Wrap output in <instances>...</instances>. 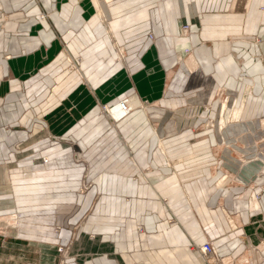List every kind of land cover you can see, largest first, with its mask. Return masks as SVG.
<instances>
[{"label": "crops", "instance_id": "crops-1", "mask_svg": "<svg viewBox=\"0 0 264 264\" xmlns=\"http://www.w3.org/2000/svg\"><path fill=\"white\" fill-rule=\"evenodd\" d=\"M100 7L112 37L89 0H0V211L59 216L78 204L70 220L96 236L79 242L90 244L83 264H207L190 246L209 239L224 255L264 264V192L252 211V188L216 185L228 172L264 186V164L251 160L264 146V0ZM222 86L239 109L219 131L206 121L218 118ZM132 96L148 109L108 116L113 123L102 114ZM46 133L85 153L88 194H76L72 146L48 144ZM41 156H62L63 166L44 168ZM228 215L261 248L243 244Z\"/></svg>", "mask_w": 264, "mask_h": 264}, {"label": "rangeland", "instance_id": "rangeland-1", "mask_svg": "<svg viewBox=\"0 0 264 264\" xmlns=\"http://www.w3.org/2000/svg\"><path fill=\"white\" fill-rule=\"evenodd\" d=\"M94 12L98 14L100 21L105 25L108 33L112 37V30H110V22H107L104 18L100 7V0H89ZM112 0H106L107 3L111 2ZM98 11V12H97ZM44 15V16H43ZM44 17V18H43ZM48 14L42 13L40 14V18L47 19ZM25 18H28L25 16ZM107 19V18H106ZM109 25V26H108ZM183 25L182 33L189 34L185 30V26ZM3 26V22H0V27ZM190 26V25H188ZM111 31V32H110ZM249 41H254V39H248ZM120 48L121 52H119V56L123 59L125 56L124 50L122 47L115 45V49ZM189 50L186 48L185 51ZM117 49L115 51L116 59L117 57ZM190 52V50H189ZM186 57V56H185ZM118 60V59H117ZM183 60H181L182 62ZM69 68L71 70H78L77 63L72 58H68ZM240 65L243 66L242 60H240ZM243 77L242 75L239 77L241 80ZM252 89V88H251ZM136 96H132L130 99ZM129 99V100H130ZM136 100L138 98L136 97ZM140 101V100H139ZM216 102L219 106V115L217 119H208L206 124L210 127H216L219 131H223L228 124L232 122H237L238 119L236 118L237 109H239L238 102L236 98H233L229 93L225 86L219 87L216 92ZM226 105L224 111L227 120L224 128L221 129V120L224 117L223 109L221 111V106ZM228 105V106H227ZM107 105L102 106L101 111L102 114L113 123L112 118H108V113H106V109L104 108ZM115 106V105H114ZM118 106H122L118 104ZM113 107V106H107ZM134 109L133 107L131 110ZM140 109V108H139ZM144 110L148 108L144 107ZM211 108H207L210 110ZM105 111V112H104ZM130 112V111H129ZM108 114V115H107ZM260 126L264 129V117L259 120ZM46 140V143L52 144H62L68 141V146H72L70 149L69 159L71 164L76 167V169H81V181L78 190L76 191L77 196H84L88 194V192L95 186V182L92 178V172L89 168V163L87 162L86 155L83 151L76 148V142H69V140H64L60 136H53L49 133L45 134L43 137ZM42 138V139H43ZM71 148V147H70ZM69 152V151H68ZM61 157L56 158H49L47 156H41V160L44 164V168H57L63 165L61 162ZM68 159V158H67ZM260 160L264 164V146H262L251 160ZM247 162V160H243ZM250 161V160H249ZM52 162V165L50 163ZM53 163L55 165H53ZM52 166V167H50ZM78 167V168H77ZM140 172L143 174L151 170V168H146L144 170L138 168ZM225 175L222 177V181L219 180L217 182V189L225 190L234 186H240L245 188H252L253 191L248 198V202L250 204V209L252 211H256L260 209V205L257 208L252 209L251 202L256 200L259 203L261 192H264V186H258L256 183L246 184L239 180V176L236 174H230L228 172H224ZM90 174V175H89ZM0 177H3V173L0 171ZM1 184V183H0ZM4 185V184H3ZM4 186L0 187V192L3 190ZM259 187L260 192H257L255 189ZM6 190V189H4ZM5 193V192H4ZM1 197L3 195L0 194V202ZM12 202L15 205V200H10L9 203ZM10 205V204H8ZM1 206V205H0ZM6 206V205H4ZM2 207V206H1ZM6 208V207H4ZM13 209H7L6 211H0V264H83L86 257L91 255L90 251L87 250V243H84L85 246H81L79 242L82 240V236L85 237L83 240H90L91 242L95 239V235H88L86 239V235L83 230V225L85 220L75 224L74 221H71L72 217L75 213L79 210V205H74L73 209L66 213H61L59 216L56 215H33V214H26L15 207ZM58 217V218H57ZM228 220L233 225V230L239 231L241 238V242L243 244L249 245L248 247L257 250L261 247H257V244L252 242L251 237L243 232L242 227L239 225L234 224L233 216L228 215ZM52 220V221H51ZM264 221V218H263ZM171 223L175 222V219L170 220ZM85 235V236H84ZM264 241V239H262ZM208 242L212 243L214 246V256L210 260L208 257L202 252L200 245L192 244L191 250L193 252H199L201 257L206 261L207 264H256V261L251 260L247 256L236 255L233 256L231 254L224 255L223 252L218 251V248L213 243V240H208ZM23 243V244H22ZM96 253V247H93ZM196 250V251H195ZM223 250V248H222ZM97 254V253H96ZM208 259V260H207Z\"/></svg>", "mask_w": 264, "mask_h": 264}, {"label": "bare ground", "instance_id": "bare-ground-1", "mask_svg": "<svg viewBox=\"0 0 264 264\" xmlns=\"http://www.w3.org/2000/svg\"><path fill=\"white\" fill-rule=\"evenodd\" d=\"M44 16V15H43ZM44 18V17H43ZM111 30V29H110ZM111 32V31H110ZM117 49V48H116ZM119 52H121V50H120V48L119 49H117V59H118V61H122V58L119 56ZM129 103V108L131 109L132 107L133 108H140V109H143L144 107H143V105H142V103L139 101V100H136V97H134V98H132V99H130V101L128 102ZM224 106H226V105H224ZM223 106V107H224ZM226 108V107H225ZM130 110H128L127 111V109H124L122 106H117V107H115V108H109L108 107V111L106 112V113H108L107 115L108 116H112L113 117V119H114V121H117V120H119V119H121V118H123L128 112H129ZM105 112V111H104ZM221 122V129H223L224 128V126H225V124H226V122H225V120H224V118H222V120L220 121ZM201 250H202V248H201Z\"/></svg>", "mask_w": 264, "mask_h": 264}, {"label": "built area", "instance_id": "built-area-1", "mask_svg": "<svg viewBox=\"0 0 264 264\" xmlns=\"http://www.w3.org/2000/svg\"><path fill=\"white\" fill-rule=\"evenodd\" d=\"M189 29H190V26L186 25V26H185V30H186V32H188ZM117 49H119V48H117ZM188 51H189V50H188ZM120 62H121V63H124V62H125V56L123 57L122 61H120ZM129 99H130V98H126L125 100H123L122 102L119 103V104L122 105V107H123L124 109H127V111H128V110H131V109L129 108V103H128ZM141 103H142L143 107H147V105L149 104V103L146 102V101L141 102ZM104 108L106 109V111H108V107H107V106H105ZM202 252L208 257L209 260H210L211 258H213L214 253H215V252H214V246H213V244L207 241L204 245H202ZM208 259H207V260H208Z\"/></svg>", "mask_w": 264, "mask_h": 264}]
</instances>
